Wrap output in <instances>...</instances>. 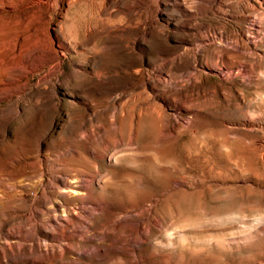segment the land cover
Here are the masks:
<instances>
[{"label":"rangeland","instance_id":"rangeland-1","mask_svg":"<svg viewBox=\"0 0 264 264\" xmlns=\"http://www.w3.org/2000/svg\"><path fill=\"white\" fill-rule=\"evenodd\" d=\"M263 2L0 0V264H264Z\"/></svg>","mask_w":264,"mask_h":264},{"label":"bare ground","instance_id":"bare-ground-1","mask_svg":"<svg viewBox=\"0 0 264 264\" xmlns=\"http://www.w3.org/2000/svg\"><path fill=\"white\" fill-rule=\"evenodd\" d=\"M256 1V0H255ZM261 1H264V0H261ZM259 2V1H258ZM264 3V2H263ZM262 4V3H261ZM250 41V40H249ZM67 42V41H66ZM252 43V42H251ZM62 44V43H61ZM68 44V43H67ZM253 44V47H255L256 46V43H252ZM60 55V54H59ZM30 59H32L31 57H30ZM42 60V59H41ZM40 60V61H41ZM27 65H31V62L29 61V60H27ZM47 63V62H46ZM245 110V109H244ZM246 110H247V107H246ZM247 112V111H246ZM246 115V114H245ZM251 118V117H250ZM248 119V118H247ZM248 121H250V122H253V120H251V119H248ZM103 157H105L106 158V156L104 155ZM111 158H113V157H110V159ZM110 161V160H109ZM70 178V177H69ZM77 185H79V182L78 181H69V182H67L61 189H60V191H59V194H66V193H69V192H71V193H76L77 192V190L78 189H75V186H77ZM71 195V194H70ZM75 195V194H74ZM53 264V263H52Z\"/></svg>","mask_w":264,"mask_h":264}]
</instances>
